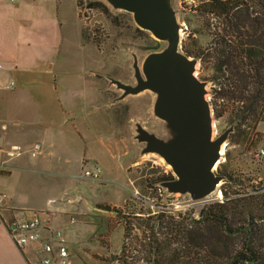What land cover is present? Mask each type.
<instances>
[{
  "label": "crops",
  "instance_id": "1",
  "mask_svg": "<svg viewBox=\"0 0 264 264\" xmlns=\"http://www.w3.org/2000/svg\"><path fill=\"white\" fill-rule=\"evenodd\" d=\"M27 1L2 5L0 0V84L15 82L10 90L0 87V193L5 194L0 264H29L35 258L32 246L22 252L14 245L4 222L46 209L62 228L75 264L77 255L93 258L86 247H73L80 228H106L104 219L110 214L97 206L107 202L98 201L95 189L106 194L110 180L117 181V192L127 189L125 172L137 160L122 136L121 116L116 119L110 113L117 104L99 101L108 92L99 89L97 54L82 34L77 0L73 5L58 0L53 8ZM38 140L42 148L32 155L27 149ZM10 145L26 151L9 158ZM83 159L98 164L99 179L73 177ZM71 215L74 225L68 224Z\"/></svg>",
  "mask_w": 264,
  "mask_h": 264
},
{
  "label": "rangeland",
  "instance_id": "2",
  "mask_svg": "<svg viewBox=\"0 0 264 264\" xmlns=\"http://www.w3.org/2000/svg\"><path fill=\"white\" fill-rule=\"evenodd\" d=\"M20 1L1 0V3L2 5H18ZM85 1L96 3L93 6L96 13L89 26L87 28L83 26L82 34L86 41L92 42L89 44L91 51H96L95 68L98 72H116L118 67L112 56L123 49L135 48L142 56L147 50L159 46L158 42L148 34L137 29L129 14L110 10L102 0ZM61 2H63L61 5H73L72 0H61ZM204 4L210 3L206 0H175L179 21L182 23L180 49L187 52L189 56L197 58V76L207 81L208 99L216 129L214 134L218 135L230 125H234V131L230 133L226 145L224 144V153L217 166L218 173L226 172L234 181L223 180L218 187L222 194L220 195L223 199V190H226L228 196H236V199L243 201L246 206H243L245 209L242 212L252 213L255 219L254 224L264 231V158L256 155L258 149L264 148L263 104L257 109L260 113H247L242 118L236 116L240 113V107L243 104L240 100H236L233 76L228 66L227 68L219 67L220 62L216 53L221 49L236 53V47L233 46L236 45V29L226 26L223 17L206 10ZM26 5L53 8L54 5H58V0H28ZM100 5L104 6V9ZM91 25L97 30L94 37L90 35ZM223 39H230L231 49L222 46ZM103 66L104 69L100 70ZM98 76L99 89H101L104 79L99 74ZM2 93L6 91L2 90ZM106 95H102L99 101H106L114 96L109 92ZM127 107L128 105H116L109 109L117 119L126 112ZM216 112H220L217 117H215ZM125 173L127 189L125 188L121 193L116 191L117 188L113 184L117 181L113 180L106 183L109 190L106 194L95 189L98 201L107 202L97 206L104 210L105 205L109 206L110 210L105 211L110 214L104 219L106 228L82 224L78 233L79 240L75 241L73 247L76 250L86 247L92 251L93 258L88 260L77 255L75 264H118V261H112V258L120 252L127 219L131 221L133 229L126 241V258L128 261L145 263L147 258L140 251L142 248L140 243L143 241L146 212L153 214L160 209H165L184 213L188 208H193V215L197 217L204 205L217 201L220 196L215 192L209 196V201L192 202L189 196L164 195L156 185L151 183L162 174H170V169L155 154L143 155L135 164L129 166ZM99 188H102L101 185ZM125 197H127L126 200H123L122 198ZM253 204L255 208L252 207ZM242 238L241 234L236 235V246H240L239 241ZM209 241L213 243V239ZM260 242L264 249V237L260 239Z\"/></svg>",
  "mask_w": 264,
  "mask_h": 264
},
{
  "label": "water",
  "instance_id": "3",
  "mask_svg": "<svg viewBox=\"0 0 264 264\" xmlns=\"http://www.w3.org/2000/svg\"><path fill=\"white\" fill-rule=\"evenodd\" d=\"M102 2L129 14L159 45L142 56L131 47L116 52V72L98 73L104 79L100 91L114 95L105 105H128L119 121L134 159L155 154L169 167L171 177L153 184L164 195H185L192 202L220 195L226 177L217 166L234 125L214 134L207 81L197 76V58L180 49L182 23L175 0Z\"/></svg>",
  "mask_w": 264,
  "mask_h": 264
},
{
  "label": "trees",
  "instance_id": "4",
  "mask_svg": "<svg viewBox=\"0 0 264 264\" xmlns=\"http://www.w3.org/2000/svg\"><path fill=\"white\" fill-rule=\"evenodd\" d=\"M206 1L210 3L204 4L206 10L223 17L226 26L236 27V45L232 44L236 53L224 49L216 52L219 67L228 66L233 76L236 100L243 104L236 116L242 118L247 113H260L257 109L261 104L264 112V0ZM76 3L78 5L79 1ZM223 40L222 46L231 49L230 39ZM219 115L220 112L215 113V117ZM223 173L225 182L234 181L231 175ZM170 177V174H162L151 184ZM223 195L221 201L204 205L197 217L193 215V208L184 213L165 209L153 214L146 212L140 243V251L147 258L145 263L126 258V241L133 229L127 219L120 252L112 261L118 264H264L260 242L264 231L256 227L252 213L242 212L246 206L243 201L228 196L226 190ZM103 208L110 210L106 205ZM237 234L243 237L240 246H236ZM209 239H213V243Z\"/></svg>",
  "mask_w": 264,
  "mask_h": 264
},
{
  "label": "built area",
  "instance_id": "5",
  "mask_svg": "<svg viewBox=\"0 0 264 264\" xmlns=\"http://www.w3.org/2000/svg\"><path fill=\"white\" fill-rule=\"evenodd\" d=\"M14 1V0H10ZM78 15L83 22L84 28H87L94 17L96 10L85 0H78ZM90 35L96 36V29L93 25L89 27ZM93 28V29H92ZM0 69L2 65L0 64ZM15 86L14 80H7L0 84L5 90H10ZM216 129L214 128V133ZM264 133V128H263ZM42 148L41 141H34L27 151L35 155ZM19 145H10L6 151L7 157H17L24 153ZM256 155L264 158V148L258 149ZM77 180L86 178L99 179L100 171L98 164L88 159L81 161L80 171L73 176ZM220 191V190H219ZM221 192V191H220ZM222 195V194H221ZM221 195L219 201L222 200ZM5 194L0 193V217H3V209L1 208ZM76 223L74 215L69 216L68 224ZM9 237L14 245L22 252L27 246L35 249V258L29 264H71L68 251V243L62 228L53 222V211L46 209L38 213H34L31 217L25 219L13 218L4 222Z\"/></svg>",
  "mask_w": 264,
  "mask_h": 264
},
{
  "label": "bare ground",
  "instance_id": "6",
  "mask_svg": "<svg viewBox=\"0 0 264 264\" xmlns=\"http://www.w3.org/2000/svg\"><path fill=\"white\" fill-rule=\"evenodd\" d=\"M224 147H225V145H222V151H223V153H224Z\"/></svg>",
  "mask_w": 264,
  "mask_h": 264
},
{
  "label": "flooded vegetation",
  "instance_id": "7",
  "mask_svg": "<svg viewBox=\"0 0 264 264\" xmlns=\"http://www.w3.org/2000/svg\"><path fill=\"white\" fill-rule=\"evenodd\" d=\"M235 29H236V27H235Z\"/></svg>",
  "mask_w": 264,
  "mask_h": 264
}]
</instances>
